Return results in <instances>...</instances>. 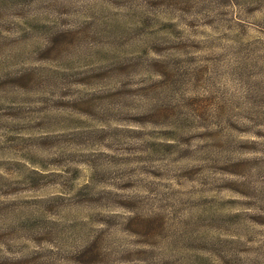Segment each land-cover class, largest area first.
<instances>
[{
    "label": "rangeland",
    "instance_id": "rangeland-1",
    "mask_svg": "<svg viewBox=\"0 0 264 264\" xmlns=\"http://www.w3.org/2000/svg\"><path fill=\"white\" fill-rule=\"evenodd\" d=\"M0 264H264V0H0Z\"/></svg>",
    "mask_w": 264,
    "mask_h": 264
}]
</instances>
